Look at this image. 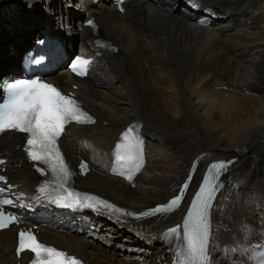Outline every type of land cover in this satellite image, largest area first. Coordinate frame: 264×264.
Returning a JSON list of instances; mask_svg holds the SVG:
<instances>
[{
	"label": "bare ground",
	"instance_id": "bare-ground-1",
	"mask_svg": "<svg viewBox=\"0 0 264 264\" xmlns=\"http://www.w3.org/2000/svg\"><path fill=\"white\" fill-rule=\"evenodd\" d=\"M87 10L99 31L85 28L79 42L94 57L93 68L79 82L65 69L54 76L68 88L78 84L73 91L98 117L93 126H70L63 137L71 158L92 163L78 187L119 208L143 209L174 195L194 163L197 173L187 201L172 211L136 221L85 210L63 221L66 214L44 207L37 211L38 223H46L40 236L89 264H166L172 254L164 232L182 221L206 168L238 156L215 200L209 260L249 264L246 253L264 240V0H131L124 13L106 0H0V77L16 72L44 13L55 35L77 40ZM204 15L212 16L209 27L196 22ZM134 121L144 123L148 161L132 187L108 170ZM20 140L0 137V154L18 160ZM16 171L10 180L30 205L38 177L26 163ZM16 234L17 228L0 232V264L27 257H15Z\"/></svg>",
	"mask_w": 264,
	"mask_h": 264
},
{
	"label": "snow or ice",
	"instance_id": "snow-or-ice-1",
	"mask_svg": "<svg viewBox=\"0 0 264 264\" xmlns=\"http://www.w3.org/2000/svg\"><path fill=\"white\" fill-rule=\"evenodd\" d=\"M84 63L87 64L88 62L84 61ZM78 74L83 75L84 73ZM71 122L89 123L94 121L83 111L74 98L64 95L54 85L44 83L39 79H32L19 80L6 87L5 98L3 102H0V132L16 130L26 134L27 147L25 151L29 158L48 166L46 169L38 168L37 170L44 174L50 169L52 178L59 181L57 187L62 192L67 193L66 196H60L56 199L55 202L58 204L69 197L73 198V203H79L80 194L65 188L72 172L64 161L58 145V139L64 132L65 125ZM122 142L117 145V149L123 147L128 150L130 159H136L142 153V141L135 126L129 127L122 134ZM117 159H123V157L117 155ZM2 163L3 161H0V164ZM81 167L85 169L86 165ZM224 167L226 165L220 162L208 169V175L205 176L203 184L184 218L182 231L181 226L169 230L168 235L178 237L183 244L177 253L176 264H210L207 251L209 241L208 212L213 193L218 187L215 184V178L219 176L220 170ZM127 179L131 180L132 176L128 175ZM3 180L4 177L0 176V181ZM46 187L47 185L41 186L39 191L44 193ZM10 188V185L8 188L0 187V196ZM186 188L187 184L181 189V195L174 197L168 205L158 206L141 215L174 209L183 199L182 193ZM85 198L93 199L91 197ZM94 199L96 204L109 211L134 215L122 209H116L114 205L101 201L98 197ZM12 203L11 199H0V228L7 226L8 223L14 222L16 219L14 216L5 213V206ZM63 206L71 207L73 205L65 203ZM19 235L18 253L25 249L30 250L34 254L33 264H81L77 258L66 252L39 242L31 233L21 232Z\"/></svg>",
	"mask_w": 264,
	"mask_h": 264
},
{
	"label": "rangeland",
	"instance_id": "rangeland-1",
	"mask_svg": "<svg viewBox=\"0 0 264 264\" xmlns=\"http://www.w3.org/2000/svg\"><path fill=\"white\" fill-rule=\"evenodd\" d=\"M30 43H32V41L30 40ZM17 63V62H16ZM226 91V90H225ZM177 163H179V161H177Z\"/></svg>",
	"mask_w": 264,
	"mask_h": 264
}]
</instances>
